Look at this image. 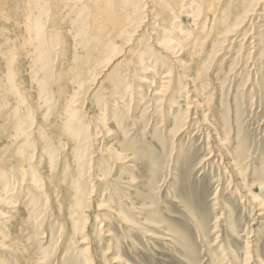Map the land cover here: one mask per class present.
I'll return each instance as SVG.
<instances>
[{
	"label": "rangeland",
	"instance_id": "1",
	"mask_svg": "<svg viewBox=\"0 0 264 264\" xmlns=\"http://www.w3.org/2000/svg\"><path fill=\"white\" fill-rule=\"evenodd\" d=\"M9 1L0 5L13 18L29 2ZM164 1L134 0L136 7H145L131 45L145 53L125 77L127 91L108 93L118 75L116 61L96 82L107 98L94 91L79 100L76 141L62 138L57 144L46 137L40 76L19 58L14 83L25 92L20 113L29 118L30 144L19 164L2 153L7 146L0 141V163H6L0 171V264H264V0H186L162 28L154 16ZM189 1L201 2L196 22L183 11ZM204 19L202 51L177 57L184 70L158 60L162 55L146 41L157 32L175 47L181 44L178 35H191ZM49 23L62 27L61 19ZM72 43L65 45L64 62L53 43L51 72L59 63L64 71L71 68L82 55ZM132 49L125 51L130 55ZM164 76L171 79L169 86ZM186 78L194 83L186 85ZM58 80L53 76L52 91ZM91 115L112 131L103 145ZM122 142L132 150L121 155V163L101 156L108 146L120 151ZM77 148L81 155L84 148L85 160L92 158L83 167L81 180L90 195L81 210L75 198L59 196L46 178L68 180L76 173ZM95 173L102 176L100 183L90 179Z\"/></svg>",
	"mask_w": 264,
	"mask_h": 264
},
{
	"label": "bare ground",
	"instance_id": "2",
	"mask_svg": "<svg viewBox=\"0 0 264 264\" xmlns=\"http://www.w3.org/2000/svg\"><path fill=\"white\" fill-rule=\"evenodd\" d=\"M184 1L186 0L164 1V3L159 6V12L154 16V22H156L158 26L166 28V25H168V23L170 24L169 21L171 20V16L173 19L175 18L173 16L174 9H180L182 5L181 3ZM207 1L208 0H202L203 3H207ZM8 2L10 3L9 0ZM139 2L141 3L143 0H139ZM189 2L190 3L187 4L188 7H185V10L183 11L189 13L187 17L192 18L194 22H196L197 20L195 21V19L198 18L197 15L200 12L199 7L201 6V2ZM24 5L25 7L23 9L20 8V10H22L19 14L20 17L17 16V18L11 17V14H9L11 11L8 8H6L7 10L5 11V7L3 9V5H0V23H2L0 25L6 27L0 30V65L4 66L6 70L5 75L3 74L4 79L2 77L3 75H0V141H4L5 146H7L4 149L5 153H2L6 154L11 160L19 159V164H21V160L23 161L24 158L27 157L24 151L25 148L28 150V144H30L28 143V134L26 132L29 118L27 117V120L26 117L22 118V113H20V105L25 101V92L17 91L14 83L16 80V69L14 67L16 63H18L20 57L29 62V71L33 69V71H35L34 73H37L39 74L38 76H40V99L47 107L48 114L47 136L44 135L48 137L51 142H56L58 144L62 138L69 140L73 139V141H76V138H78V132L74 131L76 128L75 122L78 120V117L77 111L74 110L76 109L79 100L81 98L83 100L85 95L94 91V93H103L101 92L102 87L99 86L100 84L97 83L96 85V82L103 77V74L109 71V69L114 66V63L118 61L114 66V69H117L118 75L114 82L108 84V93H111L112 89H119L121 87L127 91L128 87H124L125 85L122 86L126 81L125 77L130 74L133 65L137 64L145 53V51H141L138 44L131 45L132 39L138 32L139 26L143 20L142 18H139V11L143 10L145 7L144 5L136 7L134 0H29V2ZM207 8H209V5H207ZM45 16H47V21L48 19H61L62 27L64 28L65 26L66 29L68 28L70 31L62 32L63 28L56 26L60 21L56 24L49 23L46 26L45 23L47 21L43 23ZM251 16H253V11L249 12L247 18H250ZM200 22V24H196L198 29L195 27L196 31L194 33H192V31L191 35H188L187 33H182L180 36L178 35L181 44L175 47L172 46L170 42L166 41V38H159L157 32L148 34L149 38H147L146 41L151 44L152 48L160 56L162 55L158 60L166 58L167 60H170L174 69L184 70L185 64L180 62L179 59L177 60V57L181 54L195 56L199 49H201V51L203 49L200 48V38L202 35H206L207 23L205 19ZM11 31L17 35L13 37L9 36V33H12ZM56 41L57 45L60 47L58 55L59 62H64L66 60L65 57L67 50L65 48L67 46L65 45L67 42L69 43V41L76 43V45L82 49V55L74 61L71 68L65 71L62 69V63H59V67H57V70L53 73V71L51 72L52 69L50 66V53L52 51V46L54 45L53 43ZM130 46L133 47V54L129 55L125 50ZM15 49H18V52H16ZM155 57H157V55H154V58ZM17 71L19 72V70ZM110 74L111 72L105 77L107 78ZM170 74L171 72H168L166 75ZM55 75L59 79V84H57L52 91L54 84L52 78ZM29 76L31 79L34 74ZM163 79L167 80L165 84L169 86L171 80L169 79V76H164ZM184 82L188 86H190L189 84L194 83L187 78L186 80L184 79ZM137 83L141 84L142 82L137 81ZM68 89L72 90L73 93L68 94ZM197 91L198 89L196 88V92ZM104 92L103 95L107 98L108 93L106 91ZM190 93H192V91ZM196 108H198L197 103ZM90 119L95 126L100 128V138L102 141L99 145H103V140H107L112 131L107 128L106 125L102 126L103 123L99 117L94 118L93 116V118ZM44 131H46V129ZM42 137L43 133L41 138ZM44 143H46V141ZM110 148V146L106 147L104 155L101 154V156L111 155L114 159L116 158L115 160H118L117 164L125 159H121L122 154L132 150L131 146L126 142H122L120 151L110 150ZM43 149L45 151V148ZM78 150L79 148L75 149V153L78 154V157L75 160L77 168L76 173L72 170L74 174L71 173L68 180L65 179V177L57 178L55 175L46 178L51 181V185L48 186H52L53 190L56 191L59 196H63L66 200L72 197L75 198L76 201L74 203L76 207H79L78 210H81L83 207L82 205L86 204L88 196L90 195L86 194L85 187L81 180L83 177V167L85 163H88L89 165L91 163L89 160L92 158L85 160L84 148L81 150L83 153L82 155L80 150ZM26 153L28 154V151H26ZM75 153L73 152V154ZM48 160V162H51L52 160L50 153ZM1 164L2 163H0V171L5 170L2 169V167H6V163L4 166ZM95 168L96 167L93 169V173ZM97 169H101L100 165H98ZM0 179H3L1 174ZM90 179L93 183H100L102 176L95 173L91 175ZM237 187L240 189V186ZM244 193L246 194V190ZM253 200L251 201L252 203ZM257 216L261 217V213Z\"/></svg>",
	"mask_w": 264,
	"mask_h": 264
}]
</instances>
